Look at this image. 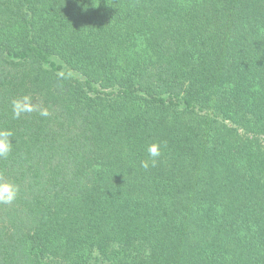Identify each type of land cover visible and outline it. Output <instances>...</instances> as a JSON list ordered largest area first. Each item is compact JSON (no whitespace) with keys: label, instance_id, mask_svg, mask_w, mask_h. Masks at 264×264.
<instances>
[{"label":"trees","instance_id":"trees-1","mask_svg":"<svg viewBox=\"0 0 264 264\" xmlns=\"http://www.w3.org/2000/svg\"><path fill=\"white\" fill-rule=\"evenodd\" d=\"M3 133L0 264H264V0H0Z\"/></svg>","mask_w":264,"mask_h":264},{"label":"clouds","instance_id":"clouds-1","mask_svg":"<svg viewBox=\"0 0 264 264\" xmlns=\"http://www.w3.org/2000/svg\"><path fill=\"white\" fill-rule=\"evenodd\" d=\"M31 110V109H29ZM19 115V112L16 113ZM42 115H48L46 111L41 113ZM10 135L9 133H3L5 137L4 140H0V156H7L10 151V146L7 143V136ZM148 156L151 158V165L153 167L156 166L157 158L161 155L159 146L157 144H152L147 149ZM141 167L147 169L149 167V161L145 160L141 162ZM18 194V189L15 185L10 183H3L0 184V202L9 204L12 203Z\"/></svg>","mask_w":264,"mask_h":264}]
</instances>
